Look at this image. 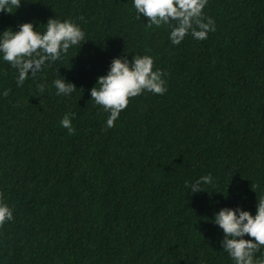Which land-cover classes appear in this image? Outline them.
<instances>
[{
  "label": "trees",
  "instance_id": "16d2710c",
  "mask_svg": "<svg viewBox=\"0 0 264 264\" xmlns=\"http://www.w3.org/2000/svg\"><path fill=\"white\" fill-rule=\"evenodd\" d=\"M8 10L0 30L43 31L56 15L87 40L19 87L0 60V195L14 209L0 264H233L210 218L224 206L254 213L264 194V0H208L216 31L178 45L167 26L136 19L132 0ZM121 54L151 55L167 91L130 98L106 128L89 89ZM60 75L77 87L70 96L56 95ZM71 112L69 133L59 120ZM208 173L205 190L185 187Z\"/></svg>",
  "mask_w": 264,
  "mask_h": 264
},
{
  "label": "clouds",
  "instance_id": "9594fccd",
  "mask_svg": "<svg viewBox=\"0 0 264 264\" xmlns=\"http://www.w3.org/2000/svg\"><path fill=\"white\" fill-rule=\"evenodd\" d=\"M21 0H0V11L19 6ZM208 0H132L136 19L147 18L148 27L167 26L168 38L178 45L186 35L195 40L207 39L209 32L216 31L215 21L206 16L204 9ZM45 28L38 31L32 21L19 22L13 29L0 30V60L16 69V84L22 86L31 77L49 67L51 63L67 54L70 47L80 45L85 40V32L74 20L50 17ZM154 58L148 54H135L129 59L126 55L112 58L106 74L99 75L96 83L89 89L94 105L108 113L106 128H112L129 99L142 92L164 94L167 91L165 73L153 68ZM62 78L52 80L56 95L70 96L76 91V85ZM98 85V87H97ZM8 89L0 92L7 96ZM38 91L43 93L45 85L39 84ZM74 112L65 113L59 120L61 127L71 133L74 129ZM211 173L201 175L191 183L185 182L190 193L205 190L203 185L214 184ZM255 212L242 206H224L215 211L210 218L219 230L222 238L221 248L231 258L233 264H264V194L255 205ZM13 206L0 195V226L13 220ZM259 252V256L256 254Z\"/></svg>",
  "mask_w": 264,
  "mask_h": 264
}]
</instances>
